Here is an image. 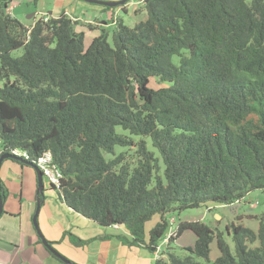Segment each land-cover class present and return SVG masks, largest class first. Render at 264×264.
<instances>
[{"label":"trees","instance_id":"trees-1","mask_svg":"<svg viewBox=\"0 0 264 264\" xmlns=\"http://www.w3.org/2000/svg\"><path fill=\"white\" fill-rule=\"evenodd\" d=\"M141 1L144 20H117L111 36L102 27L87 44L66 12L26 27L0 0V156L18 150L31 166L49 152L61 202L121 226L113 236L128 246L155 254L162 244L155 264H264V211L256 231L184 219L162 242L169 212L264 190V0ZM187 230L196 241L179 256L171 244ZM64 236L76 245L109 237Z\"/></svg>","mask_w":264,"mask_h":264},{"label":"crops","instance_id":"crops-1","mask_svg":"<svg viewBox=\"0 0 264 264\" xmlns=\"http://www.w3.org/2000/svg\"><path fill=\"white\" fill-rule=\"evenodd\" d=\"M36 14L29 17L33 18L32 25L41 18L36 17ZM11 15L14 16L12 13ZM20 21L26 27L32 26ZM0 181L5 193L4 208L0 216V264H64L55 259L42 241H39L33 224L38 188L36 170L30 165L8 158L0 166ZM46 183L44 180L45 201L41 205L38 223L47 240H60L54 248L63 256L76 264H155L158 258L156 253L128 246L113 236L124 232L121 226L105 228L73 211L61 202L57 192ZM46 195L50 197L48 202ZM66 231L83 240L97 236L109 237L76 245L69 236L63 237Z\"/></svg>","mask_w":264,"mask_h":264},{"label":"rangeland","instance_id":"rangeland-1","mask_svg":"<svg viewBox=\"0 0 264 264\" xmlns=\"http://www.w3.org/2000/svg\"><path fill=\"white\" fill-rule=\"evenodd\" d=\"M105 1H117V0H105ZM128 2V1H127ZM126 2V3H127ZM13 4L10 6L12 10L11 13L22 20L27 26H31L33 23V18H29L31 15L36 14V17H42L52 14L53 16L59 15L62 11L66 12L70 18L78 20V25L76 26L77 31H84L86 34L85 42L90 43L91 39L100 33V29L105 27L112 35V31L116 25L117 20L123 21L125 25L134 26L136 23L144 20L147 16L146 10L143 7V2L141 0H129L125 5L126 11L122 7H116L115 9H106L105 6L86 2L84 0H14ZM124 5V4H123ZM88 24H93L96 28L89 29ZM111 40V37H110ZM13 56L17 57L22 54V49H17L13 51ZM152 87H159L161 84L155 79H152ZM117 130L128 135L135 140H140L142 137L137 135H131L128 131L123 130L118 127ZM148 141V148L150 150H156L151 143L149 137L145 138ZM116 151H120V146H117ZM133 154V152H131ZM130 154L129 159L132 157ZM111 155L106 154L109 158ZM132 159V158H131ZM46 182V181H45ZM48 185V183H46ZM47 196V202L50 197ZM264 211V190H252L243 198V200L238 203L237 206L231 205V207L219 204H209L207 206L188 208L185 210H173L167 214L168 220H173L170 222L169 228L163 238L162 242L171 232L177 228L180 220H202L209 224L211 227H219L224 229L227 225L232 222L236 224H242L245 227H249L253 230H257L259 227V217ZM252 214L253 216H249ZM256 216V217H255ZM158 220V217L153 218L152 221L148 222L146 229L149 230ZM232 249H234V243L231 237H227ZM196 241V235L190 231H184V233L174 242H172V251H174L179 256H184L187 254L185 248L187 246H192ZM257 243L253 244L256 245ZM165 246L163 247V249ZM162 249V250H163ZM219 251L217 246L213 244L211 258L214 259L218 255ZM207 264V263H205Z\"/></svg>","mask_w":264,"mask_h":264},{"label":"water","instance_id":"water-1","mask_svg":"<svg viewBox=\"0 0 264 264\" xmlns=\"http://www.w3.org/2000/svg\"><path fill=\"white\" fill-rule=\"evenodd\" d=\"M86 2H90V3H95V4H99V5H103V6H108V7H117V6H121L123 4H125L128 0H117V1H105V0H84ZM8 158H12L15 160H20V158L17 155H14L12 153H4L0 156V166L3 162V160L8 159ZM27 163V162H26ZM29 164V163H27ZM30 165V164H29ZM31 166L36 170L37 173V177H38V188H37V205H36V210L35 213L33 215V224L34 227L39 235V237L42 240V243L58 258H60L63 262L67 263V264H76L74 262H72L71 260H69L68 258H66L65 256H63L59 251H57L54 247H52L51 245L48 244L46 238L43 236L41 229L39 227V223H38V215L40 213L41 210V200H40V194L43 192L44 190V178H43V174L41 172V170L39 169V167L37 165H32ZM3 208H4V198L2 196V185H1V181H0V216L3 212Z\"/></svg>","mask_w":264,"mask_h":264},{"label":"built area","instance_id":"built-area-1","mask_svg":"<svg viewBox=\"0 0 264 264\" xmlns=\"http://www.w3.org/2000/svg\"><path fill=\"white\" fill-rule=\"evenodd\" d=\"M11 9L8 8L7 12L11 14ZM3 151V146H2V141L0 139V154ZM12 154L14 155H20V152L18 150H13ZM37 166L41 170L43 174L44 180L50 185L58 186L60 183V180L62 178V173L61 171L56 167V165L52 161L51 154L49 152L45 153L43 156H41L38 161H37ZM174 235V232H171L169 235L166 236V238L163 241V244L165 245L168 243L169 238ZM163 248V245L160 244L158 247V250L156 254L158 257L160 256V252Z\"/></svg>","mask_w":264,"mask_h":264}]
</instances>
